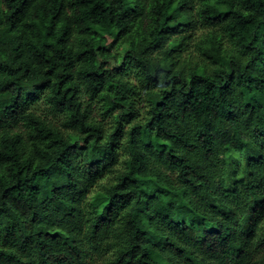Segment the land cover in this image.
Instances as JSON below:
<instances>
[{"label": "trees", "instance_id": "trees-1", "mask_svg": "<svg viewBox=\"0 0 264 264\" xmlns=\"http://www.w3.org/2000/svg\"><path fill=\"white\" fill-rule=\"evenodd\" d=\"M0 264H264V0H0Z\"/></svg>", "mask_w": 264, "mask_h": 264}, {"label": "rangeland", "instance_id": "rangeland-1", "mask_svg": "<svg viewBox=\"0 0 264 264\" xmlns=\"http://www.w3.org/2000/svg\"><path fill=\"white\" fill-rule=\"evenodd\" d=\"M102 31V30H101Z\"/></svg>", "mask_w": 264, "mask_h": 264}]
</instances>
